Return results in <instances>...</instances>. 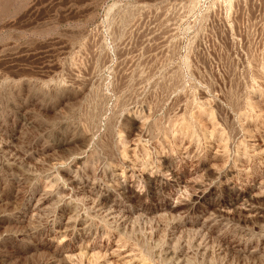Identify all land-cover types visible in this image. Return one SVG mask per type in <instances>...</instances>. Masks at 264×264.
<instances>
[{"label": "rangeland", "instance_id": "374dc122", "mask_svg": "<svg viewBox=\"0 0 264 264\" xmlns=\"http://www.w3.org/2000/svg\"><path fill=\"white\" fill-rule=\"evenodd\" d=\"M0 264H264V0H0Z\"/></svg>", "mask_w": 264, "mask_h": 264}]
</instances>
